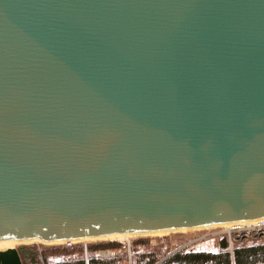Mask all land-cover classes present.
Returning a JSON list of instances; mask_svg holds the SVG:
<instances>
[{"label": "water", "instance_id": "1", "mask_svg": "<svg viewBox=\"0 0 264 264\" xmlns=\"http://www.w3.org/2000/svg\"><path fill=\"white\" fill-rule=\"evenodd\" d=\"M261 219L264 0H0V241Z\"/></svg>", "mask_w": 264, "mask_h": 264}, {"label": "rangeland", "instance_id": "2", "mask_svg": "<svg viewBox=\"0 0 264 264\" xmlns=\"http://www.w3.org/2000/svg\"><path fill=\"white\" fill-rule=\"evenodd\" d=\"M245 229L251 231L248 226ZM223 238L227 240L230 251L242 248V243L231 244L229 233L219 227L172 231L160 236L131 235L122 239H94L58 245L17 243L13 248L19 251L24 264H86V254L88 264H130V261L131 264H157L166 262L178 252H216ZM251 242L264 245V240L253 239ZM142 256L145 258L141 259Z\"/></svg>", "mask_w": 264, "mask_h": 264}, {"label": "trees", "instance_id": "3", "mask_svg": "<svg viewBox=\"0 0 264 264\" xmlns=\"http://www.w3.org/2000/svg\"><path fill=\"white\" fill-rule=\"evenodd\" d=\"M166 264H264V245L234 248L230 251L227 240L223 238L217 252H178L169 257Z\"/></svg>", "mask_w": 264, "mask_h": 264}, {"label": "bare ground", "instance_id": "4", "mask_svg": "<svg viewBox=\"0 0 264 264\" xmlns=\"http://www.w3.org/2000/svg\"><path fill=\"white\" fill-rule=\"evenodd\" d=\"M264 223V219L261 220ZM260 220H248V221H241V222H236V223H224L220 225H213L209 227H202V228H197V229H209V228H224L226 230H232L235 229L237 226H252L255 225L257 226L260 222ZM187 230H194V229H182V230H176V231H187ZM167 232H172V231H166V232H155V233H145V234H117V235H112V236H106V237H100V238H86L83 240H78V241H86V240H94V239H109V238H114V239H122V238H128L131 235H143V236H160L164 233ZM32 242H42L40 239H32V240H23V241H0V252L1 251H7L9 249H14L13 245L17 243H32ZM76 241H73L74 243ZM46 245H58V244H67V242H42Z\"/></svg>", "mask_w": 264, "mask_h": 264}, {"label": "built area", "instance_id": "5", "mask_svg": "<svg viewBox=\"0 0 264 264\" xmlns=\"http://www.w3.org/2000/svg\"><path fill=\"white\" fill-rule=\"evenodd\" d=\"M248 228H251V231L246 230L245 226H237L235 229H232V230H226V229L224 230H226L227 233H229L228 240L231 242V244L233 243L237 244L239 242L243 244L242 247L255 246L256 244H253L252 242L250 243V240H253V239L254 240H264V223L262 221L257 226L252 225V226H248ZM233 232L234 234H232ZM67 243H72V242H67ZM86 264H88V254H86ZM130 264H131V261H130ZM157 264H166V262L161 261Z\"/></svg>", "mask_w": 264, "mask_h": 264}, {"label": "crops", "instance_id": "6", "mask_svg": "<svg viewBox=\"0 0 264 264\" xmlns=\"http://www.w3.org/2000/svg\"><path fill=\"white\" fill-rule=\"evenodd\" d=\"M219 250V244L217 245V249H216V252ZM211 252H215V251H211Z\"/></svg>", "mask_w": 264, "mask_h": 264}]
</instances>
